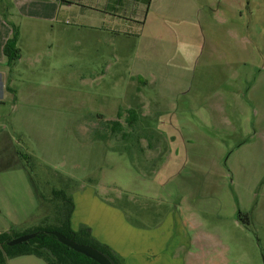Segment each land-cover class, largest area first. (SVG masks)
Segmentation results:
<instances>
[{
	"label": "rangeland",
	"instance_id": "374dc122",
	"mask_svg": "<svg viewBox=\"0 0 264 264\" xmlns=\"http://www.w3.org/2000/svg\"><path fill=\"white\" fill-rule=\"evenodd\" d=\"M229 12L242 14L238 27ZM140 18L123 24L125 64L51 52L45 75L57 80L37 81L57 87L49 107L4 113L30 155L21 166L43 198L92 187L136 226L172 216L190 237L191 264H264V0H152ZM131 75L144 79L139 144L111 130L113 121L128 129L127 113L111 110L134 92Z\"/></svg>",
	"mask_w": 264,
	"mask_h": 264
},
{
	"label": "crops",
	"instance_id": "0c3cea01",
	"mask_svg": "<svg viewBox=\"0 0 264 264\" xmlns=\"http://www.w3.org/2000/svg\"><path fill=\"white\" fill-rule=\"evenodd\" d=\"M151 1L0 0V232L34 227L50 213L31 174L19 162V146L14 142L9 125L3 124L4 113H17L23 108L21 113L30 114L37 103L49 107L52 91L57 87L41 88L37 81L57 80L45 75L50 70L53 50H87L92 63L108 68L129 61L132 32L123 24L142 23L141 14L148 11ZM241 17L242 14L233 12L225 15L237 27ZM10 23L19 29L20 56L13 65H8L3 52L4 44L13 33ZM138 76L130 77L135 82L137 79L130 98L117 102L111 113L140 109L144 105L139 95V85L144 79ZM59 95L66 100V94ZM117 100L120 101L116 97ZM84 104L85 101L79 103L81 107ZM93 104L99 108V114H104L100 112L102 104L96 96ZM97 127L86 125L85 129L89 133ZM83 128L84 125L80 127ZM88 133V138L84 139L94 144V136ZM72 196L75 203L72 228L90 227L92 235L110 247L124 264H191L190 237L179 227L177 230L178 224L172 216L154 227H139L129 221L123 209L96 196L92 187L77 190ZM7 264L47 263L30 254L8 258Z\"/></svg>",
	"mask_w": 264,
	"mask_h": 264
},
{
	"label": "trees",
	"instance_id": "16d2710c",
	"mask_svg": "<svg viewBox=\"0 0 264 264\" xmlns=\"http://www.w3.org/2000/svg\"><path fill=\"white\" fill-rule=\"evenodd\" d=\"M149 3V0H146ZM6 18V14H4ZM13 33L3 46V52L7 56L8 65H13L20 56V49L17 45L19 29L13 23ZM126 123L127 130L119 121H113L111 130L114 133H121V137L125 142L133 140L139 144L140 137L144 132H139L142 128L135 125L138 120V111L134 108L127 110ZM122 113H118L120 117ZM128 147L125 150H129ZM18 154L29 158L30 155L22 153L18 149ZM50 206V214L42 218L39 223L26 230L20 231L11 229L9 231L0 232V264H7V259L20 255H35L45 260L47 264H99L95 260L73 250L72 248L59 242L57 238L50 233L52 230L59 231L66 237L73 239L80 244L90 245L102 253H104L113 264H124L120 257L107 245L99 242L91 232V228L81 225L77 230L72 228V214L75 203L72 194L66 193L63 189H52L50 197H44ZM37 232L33 238L15 244L8 245V242L17 236Z\"/></svg>",
	"mask_w": 264,
	"mask_h": 264
},
{
	"label": "water",
	"instance_id": "95a60500",
	"mask_svg": "<svg viewBox=\"0 0 264 264\" xmlns=\"http://www.w3.org/2000/svg\"><path fill=\"white\" fill-rule=\"evenodd\" d=\"M50 233L53 234L59 242L95 260L99 264H113L104 253H102L100 250L90 245L77 243L73 239L66 237L65 235H63L62 233L56 230H52L50 231ZM36 235H37V232H32V233H26V234L14 237L8 242V245H15V244L27 241Z\"/></svg>",
	"mask_w": 264,
	"mask_h": 264
}]
</instances>
